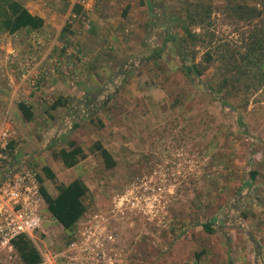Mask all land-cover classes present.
<instances>
[{"label": "rangeland", "instance_id": "obj_1", "mask_svg": "<svg viewBox=\"0 0 264 264\" xmlns=\"http://www.w3.org/2000/svg\"><path fill=\"white\" fill-rule=\"evenodd\" d=\"M21 1L46 15H72L68 8L81 6L77 18H64L60 35L53 29L0 35V114L15 133L12 157L40 175L51 195L55 183L76 177L91 193L87 211L71 231L44 203L41 226L30 236L44 262L264 264V80L256 90L228 98L235 106L228 108L187 83L171 42L157 59L150 57L163 45L166 19L186 15L198 2L210 6L207 26L215 43L241 45L250 24L226 10L230 0H133V15L115 21L112 34L101 31L99 58L89 68L94 77L85 80L87 97H63L64 105L51 109L47 94L31 121L17 111L22 90L29 89L19 79L22 49L28 54L33 39L42 43L39 94L50 87V77L74 73L76 64L93 60L77 51L69 56L62 33L66 23L78 22L87 35L90 21L83 15L91 14L84 11L87 0ZM107 1L110 17L115 16L116 0ZM240 1L264 8V0ZM170 30L182 33L173 25ZM195 49L198 60L205 48ZM78 80L73 75L70 88ZM69 141L82 151L67 167L58 150L70 149ZM95 141L110 151L112 168L91 152ZM44 165L55 180L43 175ZM212 218L213 232L207 233L201 223ZM0 264H21L12 246L0 245Z\"/></svg>", "mask_w": 264, "mask_h": 264}, {"label": "trees", "instance_id": "obj_2", "mask_svg": "<svg viewBox=\"0 0 264 264\" xmlns=\"http://www.w3.org/2000/svg\"><path fill=\"white\" fill-rule=\"evenodd\" d=\"M227 4L226 10L233 13L237 19L250 24V29L242 38L241 45L234 46L228 42L216 44L215 33L209 31L207 26L210 24V6L198 2L191 4L192 9L186 15H171L166 19V25H163L165 27L163 45L155 49L150 57L152 60L157 59L164 50L166 42H171L180 64V71L187 83L201 86L204 91L219 100L221 105L235 108L228 98L256 90L264 80V8L240 0H230ZM80 10L81 6L78 4L72 8L74 14ZM43 24V18L32 14L23 1L0 0V35L14 34L21 30H37ZM172 25L181 29V35L170 30ZM68 27L69 24L66 23L62 33H66ZM197 44L205 48L201 51L198 60L195 49ZM211 68L214 72L209 75ZM204 77L208 78L204 79ZM62 104L64 101L60 97L56 98L52 101L51 108ZM17 108L26 120H33L34 113L29 104L19 101ZM237 120L238 123L243 124L241 114L238 115ZM68 144L71 146L70 149L62 147L58 150L61 160L67 167L76 164L82 151L81 147H74L73 141H69ZM11 148L12 141L9 144V154L12 156ZM90 150L100 155L107 168L115 165L110 151L101 142L95 141ZM41 171L47 179L55 180V173L49 166H42ZM251 176H255V171L251 172ZM38 178L46 209L64 230L71 231L87 211L88 204L92 200L89 187L81 178L76 177L67 183H55L57 192L51 195L41 184L40 175ZM214 221L215 219L212 218L202 222V229L207 233L213 232ZM11 246L21 264H46L29 235L22 234L15 237L11 240Z\"/></svg>", "mask_w": 264, "mask_h": 264}, {"label": "built area", "instance_id": "obj_3", "mask_svg": "<svg viewBox=\"0 0 264 264\" xmlns=\"http://www.w3.org/2000/svg\"><path fill=\"white\" fill-rule=\"evenodd\" d=\"M70 16L77 18L74 13ZM41 44L37 38L33 39L30 52L19 67V79L35 92L42 89L40 69L36 68ZM13 137L5 115L0 114V245L9 247L15 237L31 236L41 226L44 206L36 172L18 166L9 154Z\"/></svg>", "mask_w": 264, "mask_h": 264}, {"label": "crops", "instance_id": "obj_4", "mask_svg": "<svg viewBox=\"0 0 264 264\" xmlns=\"http://www.w3.org/2000/svg\"><path fill=\"white\" fill-rule=\"evenodd\" d=\"M101 4H97L96 0H87L86 4L84 5V11L86 14L91 15H83L84 17H87L90 21V26L87 28L88 32L87 35L85 34L83 28L81 29L80 24L78 22H69V27L66 32L67 40V47L64 45L65 50L71 49V52L68 53L69 56H76V51L80 52V55H83L86 57V55H93V60L88 62L81 61L80 63L75 65V72L71 73L68 72L67 75H60L59 77H50L48 84L50 87L44 90L41 93H37L35 91H31L30 89H23L22 95L23 99L22 101L26 102L32 107V111L34 113V107L40 103V101L44 98L45 95L51 94L52 96L51 100H55L56 98H62L66 97H74L76 95L82 97H85L87 93V86L85 85V80L87 78L94 77L93 73H89V68L93 67L94 61H96V58H99V51L101 50L99 46V43L101 44L100 36L103 34L101 31H105L106 33L113 32L116 23L115 21H119L121 19H125L126 15H133V7L134 2L133 0H119L117 3L114 4V13L115 16H111L112 10L110 6L108 5L107 0H100ZM126 5H128L126 7ZM26 6V5H25ZM105 7V10L101 13L102 8ZM26 8L32 13L40 16L44 20V24L41 28L37 30H30L25 31L22 30L23 34H31L36 31H44V30H56V34L60 35L61 31H58L63 24L64 18H68L70 15H46L45 12H42L38 6H32L31 4H28ZM108 8V9H107ZM107 10V11H106ZM71 6L68 8V13H71ZM119 15V17H116ZM86 18V19H87ZM88 36V37H86ZM45 52H48V49L44 50ZM63 51V50H62ZM25 53V54H24ZM92 54V55H91ZM26 56V52L22 49V59ZM51 56H53V53H51ZM66 64H71L67 62ZM75 75L78 77L77 84L70 88L69 84L71 83V77ZM45 86H48L47 83ZM68 86V87H67ZM50 89V91H47ZM54 90V91H53ZM56 94V95H54ZM54 96V97H53ZM64 105V104H62ZM60 106V105H58ZM53 109V108H51ZM50 109V110H51ZM19 112V110L17 109ZM20 113V112H19ZM15 133L13 132V135ZM71 181V180H70ZM65 183V182H64Z\"/></svg>", "mask_w": 264, "mask_h": 264}]
</instances>
